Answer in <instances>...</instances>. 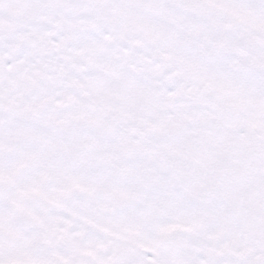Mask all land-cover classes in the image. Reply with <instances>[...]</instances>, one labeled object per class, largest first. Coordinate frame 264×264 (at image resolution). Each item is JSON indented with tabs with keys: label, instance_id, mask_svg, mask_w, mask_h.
<instances>
[{
	"label": "snow or ice",
	"instance_id": "1",
	"mask_svg": "<svg viewBox=\"0 0 264 264\" xmlns=\"http://www.w3.org/2000/svg\"><path fill=\"white\" fill-rule=\"evenodd\" d=\"M0 264H264V0H0Z\"/></svg>",
	"mask_w": 264,
	"mask_h": 264
}]
</instances>
